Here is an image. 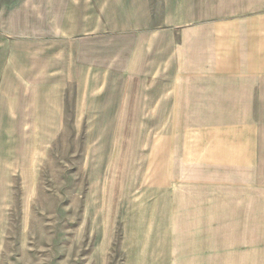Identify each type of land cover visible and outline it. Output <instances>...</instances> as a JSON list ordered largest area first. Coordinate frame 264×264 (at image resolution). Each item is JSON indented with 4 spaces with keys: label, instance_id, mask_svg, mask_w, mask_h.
I'll use <instances>...</instances> for the list:
<instances>
[{
    "label": "rangeland",
    "instance_id": "obj_1",
    "mask_svg": "<svg viewBox=\"0 0 264 264\" xmlns=\"http://www.w3.org/2000/svg\"><path fill=\"white\" fill-rule=\"evenodd\" d=\"M80 1L0 0V264H264V0Z\"/></svg>",
    "mask_w": 264,
    "mask_h": 264
},
{
    "label": "crops",
    "instance_id": "obj_2",
    "mask_svg": "<svg viewBox=\"0 0 264 264\" xmlns=\"http://www.w3.org/2000/svg\"><path fill=\"white\" fill-rule=\"evenodd\" d=\"M118 0H114L113 2H117ZM56 2H59L62 4L61 8L63 10H68V9H71L72 6H74L76 0H46V3H52V4H55ZM80 6H83V8L86 9V0H81L80 1ZM90 7V6H89ZM60 8V7H59ZM250 74V73H249ZM252 74H255L254 72L250 74V77H244L243 80L246 82V83H249V86H250V90H253V85H256L257 83H254L256 80H258L260 86L259 88H261V85L262 87H264V78H259L257 79L255 76L253 77ZM252 97V95H251ZM250 97V98H251ZM247 104H251L250 103H247Z\"/></svg>",
    "mask_w": 264,
    "mask_h": 264
}]
</instances>
